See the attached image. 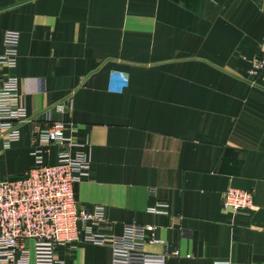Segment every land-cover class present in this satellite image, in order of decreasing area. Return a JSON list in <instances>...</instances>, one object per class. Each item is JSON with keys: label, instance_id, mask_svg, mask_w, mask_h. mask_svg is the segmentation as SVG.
<instances>
[{"label": "crops", "instance_id": "crops-1", "mask_svg": "<svg viewBox=\"0 0 264 264\" xmlns=\"http://www.w3.org/2000/svg\"><path fill=\"white\" fill-rule=\"evenodd\" d=\"M264 0H0V57L21 35L19 81L30 115L0 142V180L36 163L38 134L65 124L91 159L79 205L103 207V234L150 227L145 253L166 264H264ZM65 104L63 114L53 110ZM56 165L61 148L44 149ZM4 167L5 171L1 168ZM230 189L255 208H223ZM166 205L167 215L148 212ZM61 264H113L109 246H61Z\"/></svg>", "mask_w": 264, "mask_h": 264}, {"label": "built area", "instance_id": "built-area-1", "mask_svg": "<svg viewBox=\"0 0 264 264\" xmlns=\"http://www.w3.org/2000/svg\"><path fill=\"white\" fill-rule=\"evenodd\" d=\"M20 40L18 32L5 34L2 67L16 69ZM260 52L252 76L264 69V40ZM66 109L64 103L53 108L61 114ZM29 119L18 79L0 74V142L7 147L17 142ZM65 131L63 122H52L38 134L34 167L23 178L0 180V264H61L58 249L83 242L109 246L113 264H166L167 254L145 253V244L156 242L149 235L152 228L132 224L125 226L121 235L103 234L100 227L107 223L105 209L89 210L79 205L74 189L88 177L91 159L85 153H73L75 143L66 137ZM53 145L61 148L59 161L45 165L42 154ZM222 204L235 214L249 213L255 208L253 193L237 189H230ZM148 212L168 214L166 205L149 208Z\"/></svg>", "mask_w": 264, "mask_h": 264}, {"label": "rangeland", "instance_id": "rangeland-1", "mask_svg": "<svg viewBox=\"0 0 264 264\" xmlns=\"http://www.w3.org/2000/svg\"><path fill=\"white\" fill-rule=\"evenodd\" d=\"M262 71H263V70H261V71H258V73L260 74ZM250 74H251V73H250ZM259 74H258V75H254L253 77H258V76H259ZM1 170H2V171H5L4 167H2V168H1Z\"/></svg>", "mask_w": 264, "mask_h": 264}]
</instances>
